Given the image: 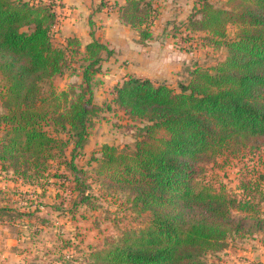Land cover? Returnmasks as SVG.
Wrapping results in <instances>:
<instances>
[{
    "label": "trees",
    "instance_id": "trees-1",
    "mask_svg": "<svg viewBox=\"0 0 264 264\" xmlns=\"http://www.w3.org/2000/svg\"><path fill=\"white\" fill-rule=\"evenodd\" d=\"M202 2L188 30L208 34L227 57L213 68L195 67L179 92L133 75L115 85L109 108L142 125L133 145L102 146L87 164L89 173L78 160L99 111L93 81L112 51L97 40L83 46L68 38L56 45L52 0H0V75L9 82L0 163L15 180L41 187L50 182L56 198L66 194L62 203L73 199L69 192L80 193L69 210L74 214L92 207L80 186L94 175L111 195L125 194L136 217L134 226L102 248L89 246L81 259L60 255L47 263L36 257L30 264H220L208 258L225 252L229 241L264 243V194L259 201L255 196L261 183L242 184L239 199L198 183L221 153L264 147V0H228L226 8ZM155 12L154 0H125L118 7L121 22L140 33L144 46L154 38ZM230 25L239 28L234 40L227 39ZM76 55L84 62L81 82L57 91L52 80L71 69ZM25 218L46 222L0 208V220L14 226Z\"/></svg>",
    "mask_w": 264,
    "mask_h": 264
},
{
    "label": "rangeland",
    "instance_id": "rangeland-1",
    "mask_svg": "<svg viewBox=\"0 0 264 264\" xmlns=\"http://www.w3.org/2000/svg\"><path fill=\"white\" fill-rule=\"evenodd\" d=\"M25 1L36 2L35 0ZM202 1L154 0L156 12L153 19L154 23L151 27L154 38L152 40L153 43L151 42L152 44L148 45V47H154L155 51H149L155 54L157 48L161 49L158 52L160 54L157 55L158 59H163L162 62L166 66L171 63L168 71L161 74L159 80H165L167 84L176 88L178 92L179 85L190 80V73L195 67L213 68L225 60L228 55L226 48L214 49L208 34L204 32L194 33L188 30L187 26L191 17L195 15L196 18H200L198 11L202 6ZM207 1L217 8H226L228 4V0ZM107 9L110 10L109 5H107ZM57 29L55 30L54 42L56 45H61L63 40L60 36L58 37L59 32ZM132 30L137 33L135 35L140 39V33L137 30ZM238 32V26H228L227 39L234 40ZM106 57V54H104V58ZM71 59H73L71 69L65 68L61 76L52 80L57 91L69 89L71 85L81 82L84 62L77 55ZM110 62V64L102 68V73L96 76L93 81L94 100L99 107V111L91 121L89 143L87 142L89 146L84 149L83 157L78 160V165L85 167L89 173L93 168H87V164L93 155H99L102 146L105 144H116L118 147L123 148L133 145L135 134L139 133L138 130L142 125L140 122H132L113 105L109 108L111 99L114 96L113 88L116 85V81H120V79L124 81L129 75H126V71L122 70L126 62L123 63L124 65L118 64L115 62V57H112ZM132 64L136 66L135 62H132ZM120 73L122 74L120 75ZM8 83V79L1 74L0 114L6 112L3 108V100ZM2 135L3 132L0 129V137ZM0 171L4 173L0 177L10 175L1 163ZM9 179L13 180V177ZM95 179L94 175H88L83 178L85 184L80 186V188H86L85 195L89 193L92 207L90 205L80 206L75 214L69 210L73 209L74 199L79 200L80 193L78 192L76 194L69 192V196L73 199L70 201L65 200L63 203L62 201L65 199L66 194L59 192L60 196L58 198L55 197L56 203L49 202L53 207H49L47 204L48 193L45 199L41 200L44 206L42 213H44L43 215L50 213L51 220L48 222V218H46L45 223H39V231H35L38 233L36 243L32 245L34 255H30V259L38 257L47 263L55 260L60 255L71 259H81L88 251L89 246L102 248L111 237L117 236L125 228L135 225L136 217L129 212L126 205V195L123 193L111 195L110 192L101 188L99 182L95 181ZM50 181L51 183L54 182V180ZM251 181L252 183H261L262 192H255V196L259 201L261 200V194H264V147L254 150L242 149L241 151L221 153L212 163L205 165L198 183L199 185H209L217 191L239 199L242 193V184L251 183ZM46 182H41L44 188L50 186V182ZM50 193L54 194V187H51ZM27 195H31V193H27ZM13 197L17 199L15 196ZM58 207L67 210L65 211L66 213L62 214L64 212L60 211ZM227 245L226 252L209 257V261L225 264L229 256L227 253H235L237 250H242L244 243L240 245V243L229 241Z\"/></svg>",
    "mask_w": 264,
    "mask_h": 264
},
{
    "label": "crops",
    "instance_id": "crops-1",
    "mask_svg": "<svg viewBox=\"0 0 264 264\" xmlns=\"http://www.w3.org/2000/svg\"><path fill=\"white\" fill-rule=\"evenodd\" d=\"M52 1L56 3L57 31L59 32L58 37L60 36L63 40L61 41L62 43L71 37L78 38L83 46L97 40L108 45L112 51L111 57L104 58L103 67L110 64L112 57H115V62L118 64L126 62V65L123 64L122 69L126 71V75L129 74L138 78H148L156 82L167 83L165 80L160 81L159 77L168 71L171 63L166 66L162 62L163 59H158L157 55L160 54L158 52L161 49L159 50L156 47L157 52L155 54L150 53L151 50L155 51L154 47H148L153 41L146 46L139 44V37H136L137 33L121 22L118 5L122 6L125 0ZM107 5H109L110 10L107 9ZM132 62H135L136 66ZM120 81H116V85L123 82ZM88 146L89 144H86L85 148ZM2 174H4L3 171H0V175ZM9 174L8 176L0 177V208H14L18 212L35 213L45 220L48 218L49 222L51 214L43 215L44 206L41 200L45 199L48 193L47 204L49 207H53L49 203L55 202V188L54 194L50 193L53 185L46 188L31 185L20 178L15 180L12 173L9 172ZM12 177L13 180H10L9 178ZM27 193H31V195H27ZM39 223L25 218L23 225L14 226L7 220H0V264H30L34 260V258L30 259V255H34L32 245L36 243L35 231L39 230ZM28 225L32 227L31 230L27 229ZM243 243L242 250H237L235 253H227L229 256L225 264H264V243L260 239L246 240Z\"/></svg>",
    "mask_w": 264,
    "mask_h": 264
},
{
    "label": "built area",
    "instance_id": "built-area-1",
    "mask_svg": "<svg viewBox=\"0 0 264 264\" xmlns=\"http://www.w3.org/2000/svg\"><path fill=\"white\" fill-rule=\"evenodd\" d=\"M57 25H58V21H57V19H56V25H55V27H54L55 30H56V28H57Z\"/></svg>",
    "mask_w": 264,
    "mask_h": 264
}]
</instances>
